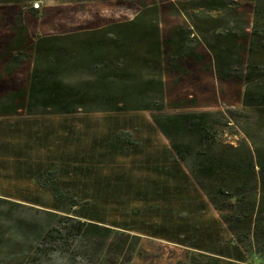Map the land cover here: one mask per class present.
<instances>
[{
  "label": "rangeland",
  "instance_id": "obj_1",
  "mask_svg": "<svg viewBox=\"0 0 264 264\" xmlns=\"http://www.w3.org/2000/svg\"><path fill=\"white\" fill-rule=\"evenodd\" d=\"M189 1L0 0V49L12 42L18 13L29 39L105 32L140 14L159 21L164 41L184 23L170 4L187 9ZM227 1L222 17L235 12L251 23L259 9L264 15L261 1ZM28 66L2 83V94L24 86ZM163 82L160 111L128 103L118 111L0 116V264H39L46 212L74 209L137 237L128 264H255L247 240L231 235L217 207L258 191L264 107L244 108V84L218 80L207 56L166 59ZM48 255L40 264H49Z\"/></svg>",
  "mask_w": 264,
  "mask_h": 264
},
{
  "label": "trees",
  "instance_id": "obj_2",
  "mask_svg": "<svg viewBox=\"0 0 264 264\" xmlns=\"http://www.w3.org/2000/svg\"><path fill=\"white\" fill-rule=\"evenodd\" d=\"M260 1L264 8V0H257V7ZM179 4H170V9L174 15L183 17L184 23L169 29L164 41L159 21L140 14L126 23L112 24L105 32L102 27L29 39L18 13L13 22L12 42L0 49V63L4 64L0 70V116L22 111L27 114L118 111L128 103L131 108L160 111L165 103V60L187 57L203 60L204 56L211 60L218 80L233 78L244 84V108H263L261 9L248 23L241 22L235 12L234 18L219 14L229 9L231 2L227 0H190L187 9ZM151 10L157 11L156 7ZM65 40L70 45L62 44ZM198 46L205 50L204 55L198 52ZM25 62L29 66L24 86L9 88L2 94V83H14L12 75ZM178 120L181 116L177 115L174 121ZM256 164L258 191L243 194L233 204L224 203L217 210L231 235L238 242L241 238L247 240L252 249L251 262L264 264V160L258 154ZM46 215L50 223L34 254L39 264L49 253L51 257L46 258L49 264L130 262L137 237H131L124 228L106 225L75 209ZM254 243L262 248L256 250Z\"/></svg>",
  "mask_w": 264,
  "mask_h": 264
},
{
  "label": "built area",
  "instance_id": "obj_3",
  "mask_svg": "<svg viewBox=\"0 0 264 264\" xmlns=\"http://www.w3.org/2000/svg\"><path fill=\"white\" fill-rule=\"evenodd\" d=\"M34 8H38V6L37 5H34Z\"/></svg>",
  "mask_w": 264,
  "mask_h": 264
}]
</instances>
